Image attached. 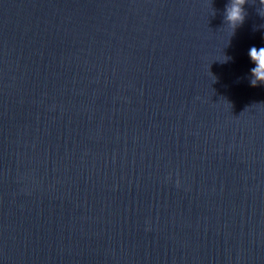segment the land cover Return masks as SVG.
Wrapping results in <instances>:
<instances>
[{
    "label": "water",
    "instance_id": "95a60500",
    "mask_svg": "<svg viewBox=\"0 0 264 264\" xmlns=\"http://www.w3.org/2000/svg\"><path fill=\"white\" fill-rule=\"evenodd\" d=\"M227 2L0 0V264H264V18Z\"/></svg>",
    "mask_w": 264,
    "mask_h": 264
},
{
    "label": "clouds",
    "instance_id": "9594fccd",
    "mask_svg": "<svg viewBox=\"0 0 264 264\" xmlns=\"http://www.w3.org/2000/svg\"><path fill=\"white\" fill-rule=\"evenodd\" d=\"M250 0H228L223 12V24L231 30L232 35L244 23L246 16V5H249ZM259 7L256 13L261 18H264V0H258ZM250 61L254 67L250 69L249 84L255 88L258 85H264V47L257 49L251 47L248 52ZM230 57H225L222 62H227Z\"/></svg>",
    "mask_w": 264,
    "mask_h": 264
}]
</instances>
